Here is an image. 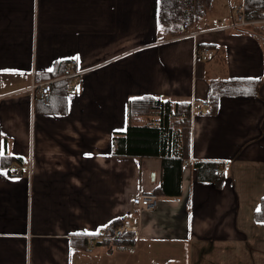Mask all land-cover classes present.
<instances>
[{
  "label": "crops",
  "instance_id": "1",
  "mask_svg": "<svg viewBox=\"0 0 264 264\" xmlns=\"http://www.w3.org/2000/svg\"><path fill=\"white\" fill-rule=\"evenodd\" d=\"M213 1L177 34L159 24V0H0V264H264V35L221 27L244 0L203 19ZM68 62L83 84L64 100L52 90L42 111L26 90ZM230 79L260 86L220 97L213 114L192 109L181 195L137 212L161 162L112 156L128 102L209 103L210 85ZM196 162L221 164L223 186L196 181ZM124 218L140 228L133 245L86 251L87 236Z\"/></svg>",
  "mask_w": 264,
  "mask_h": 264
},
{
  "label": "trees",
  "instance_id": "2",
  "mask_svg": "<svg viewBox=\"0 0 264 264\" xmlns=\"http://www.w3.org/2000/svg\"><path fill=\"white\" fill-rule=\"evenodd\" d=\"M205 4L206 0H159L158 22L160 25L171 27L172 32L185 33L190 25L199 22ZM239 8L244 9L248 18L258 17L264 12V0H244L243 6ZM249 29L252 34L264 35L263 27ZM203 48L198 46V50ZM60 66L61 64H58L56 69ZM62 69L64 70V66ZM50 76L55 75L52 73ZM56 83H53L56 84L55 87L51 86V92L60 89L61 99L64 100L65 82ZM259 86V81L244 79L212 83L208 95L210 114L215 113L220 97L254 94ZM38 103L42 111L50 112L49 98L45 106L40 101ZM191 116L192 107L188 103L171 104L152 97L132 99L127 105L125 131L113 134L111 154L114 157L160 160V185L152 193L158 197L177 198L181 195L182 172L186 167L184 162L190 160ZM9 161V158H3V166L6 167ZM220 167L221 164L217 162L192 164L196 181L209 183L216 189H220L225 181L224 175L219 171ZM254 219L258 223H264V199L260 201ZM110 243L131 246L134 241L116 240Z\"/></svg>",
  "mask_w": 264,
  "mask_h": 264
},
{
  "label": "built area",
  "instance_id": "3",
  "mask_svg": "<svg viewBox=\"0 0 264 264\" xmlns=\"http://www.w3.org/2000/svg\"><path fill=\"white\" fill-rule=\"evenodd\" d=\"M234 15L230 21L222 22L221 27L228 30H245L253 27L264 28V12H261L258 17L248 18L243 8H237L233 11ZM197 54L200 57H206L209 55V50L203 48L198 50ZM56 82H65L66 93H72L76 87L80 86L84 82V73L78 71L75 68L74 62H68L64 65V74L61 78L54 81H47L39 84H33L26 91L38 99L42 105H47L48 98L51 93V86ZM193 110L200 111L202 108H209L210 105L207 101H203L200 104L192 103ZM189 161H185L184 165H187ZM158 205V196L153 193L139 194L132 200V206L139 213L153 212ZM141 237L140 228L134 226L130 220L124 218L119 222H114L104 227L100 232L95 235L87 236L85 238L86 251L91 253L94 251L97 243L115 242L116 240H131L136 241Z\"/></svg>",
  "mask_w": 264,
  "mask_h": 264
},
{
  "label": "rangeland",
  "instance_id": "4",
  "mask_svg": "<svg viewBox=\"0 0 264 264\" xmlns=\"http://www.w3.org/2000/svg\"><path fill=\"white\" fill-rule=\"evenodd\" d=\"M213 2H214V5L211 7L209 12L207 13L205 18H203V19H206V20H212V19L219 20V19L223 18V16H222L223 5L228 3V0H215ZM230 2H231V5L237 6L238 4L241 3V0H230ZM232 15H234V13H232Z\"/></svg>",
  "mask_w": 264,
  "mask_h": 264
},
{
  "label": "snow or ice",
  "instance_id": "5",
  "mask_svg": "<svg viewBox=\"0 0 264 264\" xmlns=\"http://www.w3.org/2000/svg\"><path fill=\"white\" fill-rule=\"evenodd\" d=\"M4 153L2 151H0V155H3Z\"/></svg>",
  "mask_w": 264,
  "mask_h": 264
}]
</instances>
